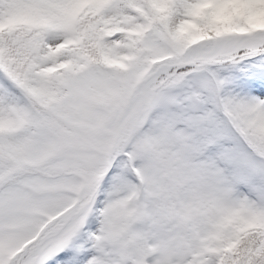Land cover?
Returning <instances> with one entry per match:
<instances>
[{
  "label": "snow or ice",
  "instance_id": "obj_1",
  "mask_svg": "<svg viewBox=\"0 0 264 264\" xmlns=\"http://www.w3.org/2000/svg\"><path fill=\"white\" fill-rule=\"evenodd\" d=\"M0 264H264V0H0Z\"/></svg>",
  "mask_w": 264,
  "mask_h": 264
}]
</instances>
